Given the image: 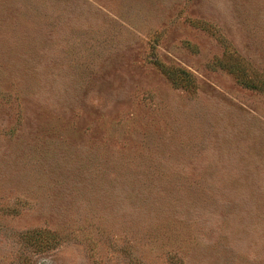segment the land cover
Listing matches in <instances>:
<instances>
[{
	"label": "rangeland",
	"instance_id": "obj_1",
	"mask_svg": "<svg viewBox=\"0 0 264 264\" xmlns=\"http://www.w3.org/2000/svg\"><path fill=\"white\" fill-rule=\"evenodd\" d=\"M24 256L264 264V0H0V264Z\"/></svg>",
	"mask_w": 264,
	"mask_h": 264
},
{
	"label": "trees",
	"instance_id": "obj_2",
	"mask_svg": "<svg viewBox=\"0 0 264 264\" xmlns=\"http://www.w3.org/2000/svg\"><path fill=\"white\" fill-rule=\"evenodd\" d=\"M164 72L166 75L171 79V75L169 70L164 69ZM172 82L173 79H171ZM249 87H255V85L248 84ZM60 236H58L56 233H50L47 230H40V229H35V230H29V231H24L20 234V239L22 243L26 246H31L34 249H40V248H50L57 244L60 240ZM132 264H147L144 263V261H140L139 259H131ZM20 264H28L26 262L25 256L22 258V260L19 261Z\"/></svg>",
	"mask_w": 264,
	"mask_h": 264
}]
</instances>
